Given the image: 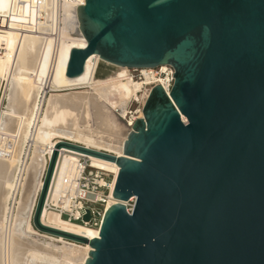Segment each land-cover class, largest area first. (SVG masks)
Returning <instances> with one entry per match:
<instances>
[{
  "label": "water",
  "instance_id": "1",
  "mask_svg": "<svg viewBox=\"0 0 264 264\" xmlns=\"http://www.w3.org/2000/svg\"><path fill=\"white\" fill-rule=\"evenodd\" d=\"M77 20L85 46L70 50L65 77L96 55L170 65L173 84L152 87L120 157L58 141L31 226L87 244L83 264H264V0H82ZM61 149L118 167L97 238L41 222Z\"/></svg>",
  "mask_w": 264,
  "mask_h": 264
},
{
  "label": "bare ground",
  "instance_id": "2",
  "mask_svg": "<svg viewBox=\"0 0 264 264\" xmlns=\"http://www.w3.org/2000/svg\"><path fill=\"white\" fill-rule=\"evenodd\" d=\"M10 2L11 0H0V25L9 16ZM4 39L8 44V51L0 57V77L7 81V94L0 130L14 137L15 143L11 159H0V185H4V195L0 196V264H32L37 261L49 264H83L90 251L87 244L79 245L51 237L37 232L31 226L34 200L42 186V156L45 152L51 153L52 147L62 139L88 149L105 150L120 157L130 128L125 123H119L108 107L116 105L119 114L124 116L125 106L140 86L124 79L128 74L126 67L105 62L96 55L87 59L80 76L72 79L65 77L70 50L85 46L77 19L69 25L55 50L50 42L43 43L32 36L25 37L14 48L15 34L10 31ZM46 86L54 90L68 89L71 92L49 97L48 112L39 120L41 124L37 125L33 137L45 147L32 150L14 228L6 236L2 229L3 208L21 158L24 139L32 136L29 127L39 112V95ZM75 89L85 90L78 92ZM110 95L115 96L114 102L109 101ZM141 117L142 114L139 118ZM64 152L66 154L60 153L57 159L52 179L51 187L56 189L59 180L71 170L76 159L73 154L77 152L69 149H64ZM87 157L93 167L113 174L115 181L118 167L114 162ZM114 203L117 201L112 199L108 206ZM41 222L89 240L98 236V228L67 222L45 210L41 213Z\"/></svg>",
  "mask_w": 264,
  "mask_h": 264
},
{
  "label": "built area",
  "instance_id": "3",
  "mask_svg": "<svg viewBox=\"0 0 264 264\" xmlns=\"http://www.w3.org/2000/svg\"><path fill=\"white\" fill-rule=\"evenodd\" d=\"M79 5H82V0H11L9 16L0 25V57L4 56L8 51V44L4 38L9 31L15 34L14 48L25 37L32 36L43 43L50 42L53 50H55L59 47L69 25L76 21ZM127 72L128 74L124 79L138 83L140 86L135 96L131 98L133 103H137L138 109L133 113L127 111L124 116L116 113L120 120L131 129L134 121L141 115L143 104L152 87L160 85L166 94L169 93L173 84L172 75L174 70L170 65H160L152 69H128ZM6 94L7 81L5 78L0 77V119L3 115ZM58 141L82 146L67 140L59 139ZM14 143V137L0 130V159H11ZM27 144L28 147L32 146L29 140ZM96 151L116 156L105 150ZM51 153L45 152L42 156L41 184ZM60 153L66 154L64 149L59 151L58 157ZM73 155L76 159L72 164L71 170L59 180L57 189L54 186L51 187L52 179L55 175V165L42 211L45 210L47 213H52L67 222L99 228L105 209L112 205L108 206V203L113 199L114 176L106 170L93 167L87 156L79 153H74ZM30 159L31 154L29 155L26 149L16 166L12 184L8 190L2 214V229L6 236H9L8 234L14 228L18 201ZM39 191L35 197L32 211ZM121 203L125 205L126 212L130 214L133 209L134 199L131 198L127 202ZM86 212L90 215L88 222L83 221Z\"/></svg>",
  "mask_w": 264,
  "mask_h": 264
},
{
  "label": "rangeland",
  "instance_id": "4",
  "mask_svg": "<svg viewBox=\"0 0 264 264\" xmlns=\"http://www.w3.org/2000/svg\"><path fill=\"white\" fill-rule=\"evenodd\" d=\"M122 82H124V81H122ZM47 87L48 86H46L45 90L42 91L40 93V95H39V112L37 113V116L35 118V121L29 127L30 136L32 135L31 138L28 139V137H27V138L24 139L23 149H22V153L23 154L25 153L26 149H27V151H28V153L30 155V154H32V150L33 149L38 148V147H45L44 145H41L36 140H34L33 137H34V134H35L37 125L38 124H41L39 122V120L40 119L42 120L43 119V116L46 115V113L48 112L49 97L51 95H65V94L71 92V90H68V89L54 90V89H50V88H47ZM84 90L85 89H75L74 91L81 92V91H84ZM120 90H122V89H120ZM108 98H109V101L110 102H114V100H115V96H111L110 95V97H108ZM108 108L111 111V114H113V116L117 119V121L119 123H121V124H124V122H122L120 120V117L117 115V113L119 114V110H118L119 108H117L116 105H113V107L112 106L110 107V105H109ZM110 108H112V109H110ZM125 109H126V112L127 111H130V112L133 113L134 111H136L138 109V105H137V103H133L131 101V99H130L129 102L127 103V105L125 106ZM27 139L31 142V145L32 146H30V147L27 146L28 145L27 144L28 143V140ZM93 229H97V228H93ZM32 264H49V263L37 261V262L32 263Z\"/></svg>",
  "mask_w": 264,
  "mask_h": 264
},
{
  "label": "crops",
  "instance_id": "5",
  "mask_svg": "<svg viewBox=\"0 0 264 264\" xmlns=\"http://www.w3.org/2000/svg\"><path fill=\"white\" fill-rule=\"evenodd\" d=\"M2 185V186H1ZM0 185V196L2 197L4 194H3V192H4V185L3 184H1Z\"/></svg>",
  "mask_w": 264,
  "mask_h": 264
}]
</instances>
